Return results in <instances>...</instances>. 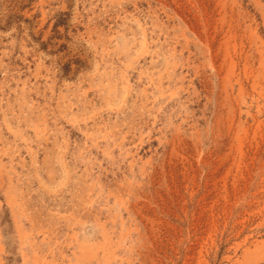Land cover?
<instances>
[{
  "label": "rangeland",
  "instance_id": "rangeland-1",
  "mask_svg": "<svg viewBox=\"0 0 264 264\" xmlns=\"http://www.w3.org/2000/svg\"><path fill=\"white\" fill-rule=\"evenodd\" d=\"M0 264H264V0H0Z\"/></svg>",
  "mask_w": 264,
  "mask_h": 264
}]
</instances>
